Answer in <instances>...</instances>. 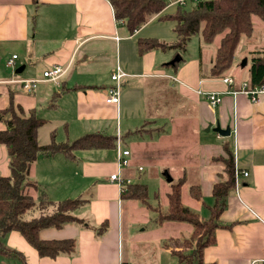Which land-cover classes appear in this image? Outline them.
<instances>
[{
    "label": "crops",
    "instance_id": "0c3cea01",
    "mask_svg": "<svg viewBox=\"0 0 264 264\" xmlns=\"http://www.w3.org/2000/svg\"><path fill=\"white\" fill-rule=\"evenodd\" d=\"M169 13L173 11L167 7L130 33L124 22L116 20L110 0H0V109L13 100L17 111L21 109L29 115L35 110L45 118L46 124L38 131L41 143H48L55 129L58 142L72 141L91 132L121 136L120 148L117 145L114 149L81 150L75 160L56 153L40 156L33 163L29 179L38 185L36 195L44 192L49 199L57 201L92 189L93 196L75 212L84 222H68L60 228L41 231L44 239L75 238L74 252L40 255L20 232L12 231L3 241L22 252L25 263L20 259L3 260L4 263L120 264L129 261L137 264V252L133 250L137 242L128 240L134 236L131 218L127 216L130 208L124 204L132 200L122 199L119 184L110 176L119 169L118 155L123 149L130 150L131 164L121 171L133 182L142 166L134 162L140 155L153 154L152 159L161 162L169 153L177 155L181 147L166 146L163 140L175 132L176 117H182L184 131L188 129L194 137L195 147L204 148L201 151L205 156L200 160L201 152L195 149L193 162L192 154L191 158L184 155L177 163L171 160L170 163L183 167L184 178L192 170L189 163L198 165V183L203 192L202 198L196 200L198 204L208 205L205 199L213 197L212 185L225 167L223 161L216 160L224 153V143H230L240 171L249 172L247 177L240 175V185L226 197V207L219 217L223 226L215 230L216 242L204 249L205 261L264 264V94L258 102H252L245 94L226 93L231 87L240 88L247 80H237L230 72L226 76H211L215 53L207 57L202 45L192 56L185 58L181 54L183 61L178 65L173 62L178 54L173 48H157L141 54L138 44L141 37H156L166 43L176 39L175 22L159 18ZM13 54L18 55L14 70L5 65ZM53 65L68 67L58 82L40 81L32 92H27L16 81L42 77V72ZM118 67L125 72L121 78L120 101L109 103L108 89L115 83L111 75ZM19 68L22 71L16 73ZM226 77L233 78V84L225 82ZM165 88L171 94L162 97L172 96L174 103L177 93L192 112L178 113L172 104L161 115L164 127H150L149 131L144 126L153 122L149 116V95ZM210 91L225 93L217 107H211L202 94ZM217 122L223 128L229 126L231 134L223 136L217 132L214 138L202 136L203 129L211 123L213 128ZM5 128L6 124L0 121V130ZM42 132L48 140L41 138ZM145 134H150L151 141L144 139ZM142 147L151 150L135 151ZM0 174H10L9 154L3 144H0ZM105 220L109 227L98 234L97 228Z\"/></svg>",
    "mask_w": 264,
    "mask_h": 264
},
{
    "label": "trees",
    "instance_id": "16d2710c",
    "mask_svg": "<svg viewBox=\"0 0 264 264\" xmlns=\"http://www.w3.org/2000/svg\"><path fill=\"white\" fill-rule=\"evenodd\" d=\"M173 0H110L115 18L118 22H124L130 33H134L153 17L161 14L167 5ZM192 3L190 9L186 5H178L173 13L160 15L161 20L175 22L174 31L176 42L168 44L156 37H141L138 39L139 52L143 54L152 49L185 50L188 40L200 33L206 44L212 43L217 35L223 34L217 47L214 65L211 68V76H226L231 69L235 53L243 35L251 36L254 31L253 16L264 19V0H198ZM178 65V62L175 63ZM249 75L246 78L250 87L264 85V51L252 56L249 67ZM171 94V90L159 89L158 94L152 95L153 105L149 104L150 118L162 115L159 103L168 108L172 106L162 95ZM173 101L176 103V98ZM162 97V98H160ZM165 108L164 106H162ZM176 109V105H175ZM168 110V109H167ZM21 111V109H20ZM7 112H12L9 119L5 118ZM158 115V116H157ZM0 121L6 124L5 129L0 130V144L6 146L9 154V175L0 174V264H6L3 260L20 259L25 263V256L17 249L7 246L3 239L6 234L18 231L31 244L40 255L56 256L58 254H70L75 251L77 241L75 238L44 239L41 231L46 228H60L68 222H84L75 212L85 206L93 196V190L82 193L73 198L63 200H51L43 192L39 195V203L32 198L30 186L38 187L37 183L29 179L31 167L40 156L62 153L66 158L75 160L77 152L91 149H114L117 147V136L102 132L84 134L72 141H57V131L52 130L50 141L40 143L38 139L39 128L44 126L47 120L31 110L29 115L23 111L18 115L14 111L13 100L10 106L0 111ZM224 153L216 160L224 162L223 173L219 180L213 183L211 195L214 204L211 205V216L206 221L201 220L199 214L191 210L183 203L182 189L187 178L172 183L167 195L168 204L166 211L157 209L159 222L167 220L189 222L193 226L190 237H170L164 243L170 249L178 261L182 264H216L206 262L204 249L216 242L215 230L223 226L219 217L226 207V197L235 187V157L230 148V143L223 146ZM173 167V166H172ZM175 167V166H174ZM168 172L170 173L169 169ZM192 198L200 200L203 196L199 183H193L189 187ZM122 199H131L145 203L148 207V187L144 183L134 181L127 184L121 194ZM52 208L54 210L52 211ZM151 208V207H150ZM35 216L24 219L27 213ZM109 227L105 220L97 228L98 234H103ZM173 245V246H172ZM190 247L191 254H184L175 250L176 246Z\"/></svg>",
    "mask_w": 264,
    "mask_h": 264
},
{
    "label": "rangeland",
    "instance_id": "374dc122",
    "mask_svg": "<svg viewBox=\"0 0 264 264\" xmlns=\"http://www.w3.org/2000/svg\"><path fill=\"white\" fill-rule=\"evenodd\" d=\"M171 4V5H170ZM168 9L170 8L173 12L177 10V5L169 3L167 5ZM192 7V3L188 2L187 6L185 8L190 9ZM170 12V11H169ZM253 24H254V31L251 36L243 35L241 38V42L239 43L235 57H234V62L229 70V72L237 79H246L249 75V67L252 62V56L264 51V19L258 17V16H253ZM223 34L217 35L215 40L210 43L206 44L202 40V36L200 33H197L193 35L189 40L187 44V48L185 50H178L177 55H183L186 58V55L192 56V54L198 53L200 46H203V53H206L207 57H209L210 54L216 53L217 47L220 44L221 38ZM176 42V39H174L172 42H167L168 44H172ZM244 59L247 60L246 64L243 65ZM181 62L183 59L180 60ZM178 61V62H180ZM151 92V91H150ZM162 98V97H160ZM164 99H169L165 98ZM149 104L151 103V107H155L156 105H153V98L152 94L149 95ZM175 102V101H174ZM176 105V110L178 113H182L184 110H188L189 112H192L189 110L187 106L184 105L183 100L180 96L176 98V103H171ZM159 105V109L162 111H166L167 109H170L171 107H167L163 103L157 104ZM10 106V103L8 106L4 109H0L5 111L8 107ZM14 106V103H13ZM164 106L165 108H163ZM14 111L18 115L21 114L20 109L17 111L15 106H14ZM187 111V112H188ZM186 112V115H187ZM12 116V112H7L5 115L6 119H9ZM158 116V115H157ZM180 116V115H177ZM182 117H176V122L175 125L176 130L173 133L172 136L165 138L163 140V143L166 146L174 147V146H179V150L176 152L178 153L177 155H171V153L167 154V156H164L161 161H156L152 159V156H146L144 154L140 155L139 158L135 159V164H140L144 168L142 170L137 171V175L135 180L140 183H144L148 187V204L151 207H148L145 203H142L140 201H125V207H129V214L127 215L128 217L130 216L131 218V234L134 235L131 238H128V240H134V242H137L135 244V247H133L134 252H137L136 254V259L138 261L137 264H180L176 258V256H173L165 247L164 243L167 239L170 237L173 238H184V237H190L193 226L189 222H180V221H175V220H167L162 224H158L157 221L159 220L158 216L159 213L156 211L158 208L162 209V211H166V207L168 204V198L167 195L171 190L172 183L177 182L180 180V177H183V174L181 173V170L183 169L182 166H175L171 165V162L177 163L181 157L184 155H192V162L195 160L194 159V151L195 149L201 152V156H199V159L202 160L204 158L205 154L201 151L204 149L203 147H195L194 145V137L188 133L187 131H184V121L182 120ZM153 122L147 123L144 126L148 127L150 131V127L154 128L159 126V129H162L164 126H162V118L156 117L152 119ZM155 120V121H154ZM4 122V121H2ZM193 123V121H191ZM5 123V122H4ZM212 125V123H211ZM214 127V126H213ZM187 128H189V124H187ZM153 133L155 130H151ZM165 131L168 132L167 129ZM171 131V128H170ZM202 130V133L206 136L209 137H216L217 132H215L213 129L211 131H206ZM165 133V132H164ZM163 133V134H164ZM167 135V133H166ZM41 138L43 140H48L47 135L43 132L41 134ZM39 139V138H38ZM144 139L146 141H151L150 134H145ZM40 142V140H39ZM41 143V142H40ZM201 143V142H200ZM199 143V144H200ZM182 145L184 147H182ZM188 148V149H187ZM140 150H151L150 148H135V151H140ZM166 157V158H165ZM177 160H174V159ZM191 158V156H190ZM197 158V157H196ZM189 159V158H188ZM165 160V161H164ZM198 160V158H197ZM190 167L192 170L188 171L189 167L186 168L187 172V182L183 186L182 189V200L183 203L188 206L191 210L198 212L199 217L201 220L206 221L207 219L210 218L211 216V208L208 205H213L214 204V198L213 197H208L205 199L206 203L208 205H201L198 204L196 200H194L189 192V187L193 183H198L199 182V177H200V171L198 169V165L190 164ZM173 166V167H172ZM170 171V175L172 177V181H168L165 172L166 170ZM38 188V187H37ZM36 187L30 186V192L32 195V198L36 200L37 203H39L40 200H38L39 195H36L37 191ZM36 190V191H35ZM43 193V192H42ZM40 193V194H42ZM54 208H52V211ZM36 215V214H35ZM34 214L27 213L24 216V219H29L33 216ZM127 220V217L125 216V221ZM128 224V223H127ZM127 224H125V238L127 235ZM173 246V245H172ZM127 248V247H126ZM176 251L183 252L184 254H191L193 251L190 247H183V246H176L175 247ZM173 259V263H171V260ZM9 261V260H8Z\"/></svg>",
    "mask_w": 264,
    "mask_h": 264
},
{
    "label": "built area",
    "instance_id": "2783aa9c",
    "mask_svg": "<svg viewBox=\"0 0 264 264\" xmlns=\"http://www.w3.org/2000/svg\"><path fill=\"white\" fill-rule=\"evenodd\" d=\"M189 1H198V0H173L170 3H174L177 6L178 5H186ZM171 5V4H170ZM18 58L17 54H13L11 57H9L5 65L11 69L16 68V59ZM68 70V67H64L63 65H53L52 67H49L45 69L42 72V77H35V78H25V79H20L16 80L21 83L22 89L27 91V92H32L38 85L40 81H55L58 82L60 78L66 73ZM125 75V72L118 67L111 75L112 80L115 82L112 87L108 89V96H107V102L109 103H119L120 101V88H121V78L122 76ZM224 81L233 84L234 79L231 77H226L224 78ZM228 94L232 95H237V94H245L252 102H258L260 100V95L264 94V85L262 86H254L250 87L247 81H244L241 84V87L236 89V88H230L226 92ZM209 103L211 107H217L220 105L223 100H224V94L222 92H215V91H210V92H203L202 93ZM120 142H121V136L118 133L117 134V145L120 148ZM130 150L129 149H123L119 155H118V165L119 169L111 174L110 178L112 180H115L119 186L121 193L125 190L127 184H130L133 182V180L130 177H127L123 175L121 169L123 167L129 166L130 163ZM236 164V161H235ZM143 166H139V170H142ZM243 175L244 177H247L249 175V172L247 171H240L238 168L237 164L235 166V187L237 188L240 185V175ZM120 264H135L134 262H129V261H122Z\"/></svg>",
    "mask_w": 264,
    "mask_h": 264
},
{
    "label": "water",
    "instance_id": "95a60500",
    "mask_svg": "<svg viewBox=\"0 0 264 264\" xmlns=\"http://www.w3.org/2000/svg\"><path fill=\"white\" fill-rule=\"evenodd\" d=\"M180 60H181V55H176V57H175V59H174L173 62L175 63V62H178V61H180ZM246 62H247V60L244 59V61H243V65H245ZM22 68H23V67H22ZM22 68L17 69V70H16V73L21 72V71H22ZM211 128H212V125L209 124V125L207 126V128H206V131H210ZM212 129H213L215 132H218L219 134H221V135H223V136H229V135L231 134V128H230L229 126L223 128L219 122H217L216 126H214ZM165 176H166V178H167V180H168L169 182L172 181V177H171L170 173L168 172V170H166V172H165Z\"/></svg>",
    "mask_w": 264,
    "mask_h": 264
}]
</instances>
